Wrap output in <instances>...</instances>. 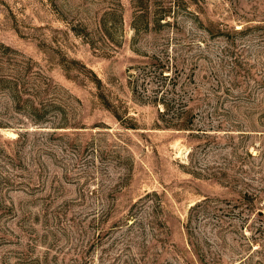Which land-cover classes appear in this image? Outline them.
<instances>
[{"label":"rangeland","instance_id":"rangeland-1","mask_svg":"<svg viewBox=\"0 0 264 264\" xmlns=\"http://www.w3.org/2000/svg\"><path fill=\"white\" fill-rule=\"evenodd\" d=\"M0 264H264V0H0Z\"/></svg>","mask_w":264,"mask_h":264},{"label":"trees","instance_id":"trees-1","mask_svg":"<svg viewBox=\"0 0 264 264\" xmlns=\"http://www.w3.org/2000/svg\"><path fill=\"white\" fill-rule=\"evenodd\" d=\"M156 9L158 8L155 7L154 9L155 12L157 11ZM168 15L169 13H166V11H163V13H158V14L155 13L154 21L158 23L159 21L164 20ZM172 64L173 67H175L174 70L172 69ZM177 67L178 65L176 62V57L172 58L168 56L167 53L152 54L150 56H147V61L134 65V67L133 66L131 67L133 68L134 73H130L129 83L132 87L133 92L137 94L138 92L137 89L138 88L141 89L142 84L144 82L147 83L151 82L153 84L151 89L152 93L151 94L147 93V95L144 96L140 92L142 99L139 97L138 99L142 101L146 99L150 101L153 105L157 106V108L160 107L159 105H162L163 108L161 111H159V115L161 116V118L167 116L166 117L167 119H163L165 127H172L176 129H188L190 125L187 124L185 119H182L181 117H179L178 114H175V112L172 109L174 108L175 105L179 103L178 98L174 96L175 82L178 80L180 76V74L176 71ZM22 82H23L22 88H24L23 90L21 89L20 80L13 82L15 84L10 86L12 92L14 93V98L17 100H20L21 93H23L26 90L25 87L26 83L25 81ZM34 104L35 103H33V106ZM33 108L35 111L38 110V108L35 106ZM116 116H118L117 113ZM199 204L201 205V203L195 204V207L198 206ZM186 231L189 234V238H190V232L187 227H186Z\"/></svg>","mask_w":264,"mask_h":264}]
</instances>
